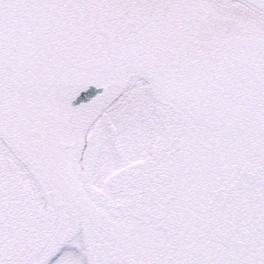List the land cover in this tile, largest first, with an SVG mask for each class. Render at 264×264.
<instances>
[{"label":"snow or ice","instance_id":"obj_1","mask_svg":"<svg viewBox=\"0 0 264 264\" xmlns=\"http://www.w3.org/2000/svg\"><path fill=\"white\" fill-rule=\"evenodd\" d=\"M0 264H264V0H0Z\"/></svg>","mask_w":264,"mask_h":264}]
</instances>
